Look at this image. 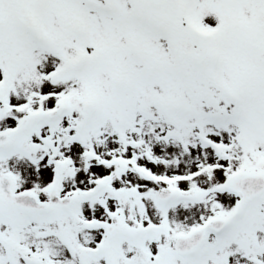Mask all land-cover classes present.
Instances as JSON below:
<instances>
[{"label":"snow or ice","instance_id":"obj_1","mask_svg":"<svg viewBox=\"0 0 264 264\" xmlns=\"http://www.w3.org/2000/svg\"><path fill=\"white\" fill-rule=\"evenodd\" d=\"M0 264H264V0H0Z\"/></svg>","mask_w":264,"mask_h":264}]
</instances>
